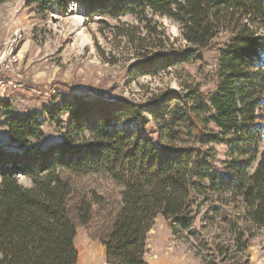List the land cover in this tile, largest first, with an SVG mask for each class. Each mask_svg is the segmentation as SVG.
Listing matches in <instances>:
<instances>
[{
	"label": "trees",
	"instance_id": "1",
	"mask_svg": "<svg viewBox=\"0 0 264 264\" xmlns=\"http://www.w3.org/2000/svg\"><path fill=\"white\" fill-rule=\"evenodd\" d=\"M28 2L60 15L76 4L88 17L129 14L145 21L139 39L147 43L130 65L133 75L200 58L214 41L221 46L211 89H165L138 102L112 97L100 84L68 93L58 106L48 103V124L57 122L59 138L45 146L36 113L6 111L7 132L18 148L0 149V264H76L71 176L103 174L120 188L109 229L99 239L107 264H147L155 219L189 225L199 190L231 192L247 220L264 225V0ZM149 14L177 23L179 39L165 36ZM62 114L68 115L65 125L57 121ZM215 145L224 147L222 158ZM18 175L31 184L20 183ZM91 196L76 209L81 225L89 222L93 204L104 201Z\"/></svg>",
	"mask_w": 264,
	"mask_h": 264
},
{
	"label": "rangeland",
	"instance_id": "2",
	"mask_svg": "<svg viewBox=\"0 0 264 264\" xmlns=\"http://www.w3.org/2000/svg\"><path fill=\"white\" fill-rule=\"evenodd\" d=\"M148 17L158 23L165 36L179 39L177 23L166 17ZM145 24L129 14L116 19L105 15L88 17L76 4L60 15L54 10L42 11L28 0L1 3L0 149L18 148L7 132L6 111L16 117L36 113L43 121L40 145L45 146L59 138V126L57 122L48 124L44 107L48 103L58 106L63 96L79 93L89 85L102 84L110 89L112 97L138 102L165 89L181 92L192 85L200 89L214 86L213 72L221 46L216 41L200 58L155 75L130 74L139 47L147 43L139 39L145 35ZM9 62L12 70L4 68ZM67 120L68 115L62 114L57 121L65 125ZM263 147L264 140L260 145ZM214 148L217 157L222 158L224 147ZM69 178L74 189L68 209L76 226V264H107L99 239L109 229L120 188L103 174ZM18 180L26 186L31 184V179L23 175H18ZM199 191L193 195V219L189 225L172 224L160 216L155 219L148 233L146 263L264 264V225L258 227L248 221L240 199L231 192ZM91 194L104 201L93 204L89 222L81 225L76 209L82 200H90Z\"/></svg>",
	"mask_w": 264,
	"mask_h": 264
},
{
	"label": "built area",
	"instance_id": "3",
	"mask_svg": "<svg viewBox=\"0 0 264 264\" xmlns=\"http://www.w3.org/2000/svg\"><path fill=\"white\" fill-rule=\"evenodd\" d=\"M4 68H5L6 70H12V68H11V62H9V63H7L6 65H4Z\"/></svg>",
	"mask_w": 264,
	"mask_h": 264
}]
</instances>
